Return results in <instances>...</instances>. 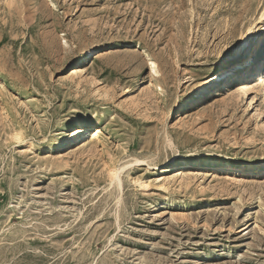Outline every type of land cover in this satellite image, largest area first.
<instances>
[{"label":"rangeland","instance_id":"374dc122","mask_svg":"<svg viewBox=\"0 0 264 264\" xmlns=\"http://www.w3.org/2000/svg\"><path fill=\"white\" fill-rule=\"evenodd\" d=\"M263 12L0 0V264H264Z\"/></svg>","mask_w":264,"mask_h":264},{"label":"bare ground","instance_id":"6f19581e","mask_svg":"<svg viewBox=\"0 0 264 264\" xmlns=\"http://www.w3.org/2000/svg\"><path fill=\"white\" fill-rule=\"evenodd\" d=\"M262 16H264V12L262 13ZM251 39H252V34H251V31L250 29L247 30L244 35H243V38H242V41L239 43V45L237 46V48L234 50V52L232 54H230L233 58H238V57H241L240 59V62L238 64V67H237V70L238 69H241V70H245V69H248V68H251L252 69L256 66V63H258V61L260 59H263L264 60V38L262 37L260 39V44L255 46L253 49L251 50H248V47L250 45V42H251ZM91 50H94V49H86L84 51V53H87L88 51L90 52ZM84 55V54H83ZM263 64V63H262ZM154 66V67H153ZM150 70L152 73H156V66L154 64V62H151L150 63ZM248 75V73H247ZM242 76V75H241ZM243 78V77H242ZM254 80V79H253ZM236 81V80H235ZM255 81V80H254ZM231 83V82H230ZM255 82H253L252 80H250L249 78H244V80L242 82H237V84L234 86L235 87V90H237L239 93L238 95L241 93V94H247L248 91L250 90H253V92L256 93L257 91V87L256 85L254 84ZM231 85V84H230ZM228 87V86H227ZM227 89V88H226ZM230 89V88H229ZM234 89V88H233ZM234 90V91H235ZM230 91H233V90H230ZM229 91V92H230ZM228 92V91H227ZM232 93V92H231ZM236 93V92H235ZM243 95V96H244ZM255 99V97L252 99H247L249 100L248 103H255L253 100ZM252 105V104H251ZM255 105V104H254ZM254 108V107H253ZM256 108L255 111H254V114L255 116H259V113L258 112L260 109ZM264 123V122H263ZM74 130H76L74 132V134H77V133H82L83 130L81 127L79 128H75ZM136 161V160H135ZM137 162V161H136ZM182 163L184 164H189L190 166H204V165H210V161L208 159H204V160H200L198 158H193V159H190V160H182ZM224 167L225 169L224 170H232L234 168V166H232L230 163H224L222 166H216L215 168L217 169H220ZM238 169V168H237ZM117 170V169H116ZM121 171V170H120ZM121 172L119 171H115L113 173V175L111 176L112 179L114 180V182L116 181L117 184L121 183L120 182V179H119V176H120ZM163 180V179H162ZM111 181V180H110ZM112 182V181H111ZM115 183V184H116ZM163 183V181L161 182Z\"/></svg>","mask_w":264,"mask_h":264},{"label":"snow or ice","instance_id":"6c2138e0","mask_svg":"<svg viewBox=\"0 0 264 264\" xmlns=\"http://www.w3.org/2000/svg\"><path fill=\"white\" fill-rule=\"evenodd\" d=\"M154 67V66H153ZM17 141L19 142V137H17Z\"/></svg>","mask_w":264,"mask_h":264}]
</instances>
